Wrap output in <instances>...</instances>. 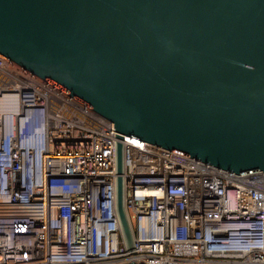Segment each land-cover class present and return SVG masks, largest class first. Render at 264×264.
Wrapping results in <instances>:
<instances>
[{
	"label": "built area",
	"instance_id": "2783aa9c",
	"mask_svg": "<svg viewBox=\"0 0 264 264\" xmlns=\"http://www.w3.org/2000/svg\"><path fill=\"white\" fill-rule=\"evenodd\" d=\"M114 123L0 54V264H264V177L124 136L129 250Z\"/></svg>",
	"mask_w": 264,
	"mask_h": 264
},
{
	"label": "water",
	"instance_id": "95a60500",
	"mask_svg": "<svg viewBox=\"0 0 264 264\" xmlns=\"http://www.w3.org/2000/svg\"><path fill=\"white\" fill-rule=\"evenodd\" d=\"M0 54L114 123L129 250L124 136L264 177V0H0Z\"/></svg>",
	"mask_w": 264,
	"mask_h": 264
}]
</instances>
